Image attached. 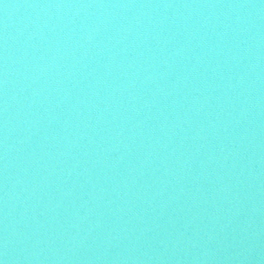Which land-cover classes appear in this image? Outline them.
<instances>
[{"label":"water","instance_id":"water-1","mask_svg":"<svg viewBox=\"0 0 264 264\" xmlns=\"http://www.w3.org/2000/svg\"><path fill=\"white\" fill-rule=\"evenodd\" d=\"M0 264H264V0H0Z\"/></svg>","mask_w":264,"mask_h":264}]
</instances>
